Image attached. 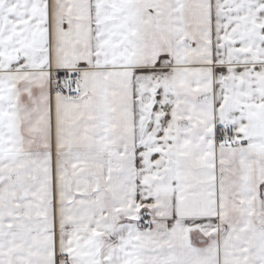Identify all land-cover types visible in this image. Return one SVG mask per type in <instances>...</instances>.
Returning <instances> with one entry per match:
<instances>
[{"label":"snow or ice","instance_id":"obj_1","mask_svg":"<svg viewBox=\"0 0 264 264\" xmlns=\"http://www.w3.org/2000/svg\"><path fill=\"white\" fill-rule=\"evenodd\" d=\"M0 264H264V0H0Z\"/></svg>","mask_w":264,"mask_h":264}]
</instances>
